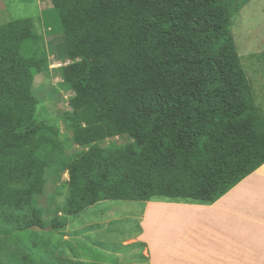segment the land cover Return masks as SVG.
<instances>
[{
	"label": "trees",
	"instance_id": "trees-1",
	"mask_svg": "<svg viewBox=\"0 0 264 264\" xmlns=\"http://www.w3.org/2000/svg\"><path fill=\"white\" fill-rule=\"evenodd\" d=\"M248 1L57 0L47 26L64 37V120L82 148L69 155L55 121L36 118L43 38L31 18L0 24V264H115L44 256L26 237L104 200L209 205L264 164V117L231 35ZM121 135L123 149L100 144ZM61 168L65 203L48 224L37 198Z\"/></svg>",
	"mask_w": 264,
	"mask_h": 264
},
{
	"label": "rangeland",
	"instance_id": "rangeland-1",
	"mask_svg": "<svg viewBox=\"0 0 264 264\" xmlns=\"http://www.w3.org/2000/svg\"><path fill=\"white\" fill-rule=\"evenodd\" d=\"M56 3L57 0H0V24L31 18L43 38L41 46L47 54L48 68L34 76L33 94L38 99L36 118L55 121L69 155L82 148L73 142L72 129L64 120V113L72 111L69 99L73 95L61 87L60 67L70 63L64 37L61 33L51 32L47 26L49 21L54 22L48 17L47 10ZM231 35L254 100L264 117V0H249L232 17ZM128 141L127 135H121L100 144L120 150ZM59 172L61 178L57 179ZM67 178L63 168L46 171L45 189L37 198V205L42 207L43 218L48 224L56 215H62L57 210L65 203L64 182ZM142 209V202L104 200L70 216L62 229L54 230L50 226L44 230L33 228L26 238L36 241L44 256L87 261L100 260L109 255L113 258V251L120 250L122 253L121 250L132 247L134 241L137 243Z\"/></svg>",
	"mask_w": 264,
	"mask_h": 264
},
{
	"label": "crops",
	"instance_id": "crops-1",
	"mask_svg": "<svg viewBox=\"0 0 264 264\" xmlns=\"http://www.w3.org/2000/svg\"><path fill=\"white\" fill-rule=\"evenodd\" d=\"M139 225L115 264H264V164L209 205L143 202Z\"/></svg>",
	"mask_w": 264,
	"mask_h": 264
},
{
	"label": "bare ground",
	"instance_id": "bare-ground-1",
	"mask_svg": "<svg viewBox=\"0 0 264 264\" xmlns=\"http://www.w3.org/2000/svg\"><path fill=\"white\" fill-rule=\"evenodd\" d=\"M238 217H240V216H238ZM251 222H252V220H251Z\"/></svg>",
	"mask_w": 264,
	"mask_h": 264
}]
</instances>
